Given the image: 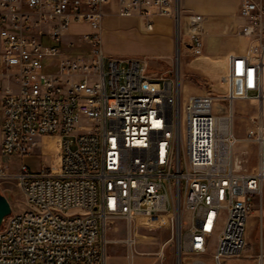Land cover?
Listing matches in <instances>:
<instances>
[{"label": "built area", "instance_id": "2783aa9c", "mask_svg": "<svg viewBox=\"0 0 264 264\" xmlns=\"http://www.w3.org/2000/svg\"><path fill=\"white\" fill-rule=\"evenodd\" d=\"M110 1L0 0V155L24 156L52 141L57 151L56 163L36 172L24 164L9 172L0 159V190L14 180L29 206L3 219L0 264H105L109 218L131 224L184 211L174 264H228L246 248L247 219L263 193L264 3L240 1L235 32L247 46L227 56L224 86L183 97L144 59L102 51ZM177 2L116 0L117 14L151 30L156 16L180 21ZM182 20V46L198 56L204 16ZM83 24L90 31L73 30ZM241 100L258 111L240 137ZM126 242L136 243L131 231ZM257 257L264 264L262 251Z\"/></svg>", "mask_w": 264, "mask_h": 264}, {"label": "rangeland", "instance_id": "374dc122", "mask_svg": "<svg viewBox=\"0 0 264 264\" xmlns=\"http://www.w3.org/2000/svg\"><path fill=\"white\" fill-rule=\"evenodd\" d=\"M185 25L182 18L180 21L174 19L172 23V39L174 43V55L168 57L161 47V34L158 31H147L140 25H133L129 28H119V34L109 36L113 43L112 55L119 58L136 57L144 59L148 65V71L156 74L169 75L181 89L183 97L213 90L218 91L224 84L221 82L220 72H210L199 67H188L185 69L182 59L185 58L182 43L179 39L180 27ZM237 28V27H236ZM235 28V29H236ZM232 30L231 35L239 37ZM74 31H84L85 26H75ZM205 35V31L202 36ZM77 37V36H75ZM182 39H188L187 36ZM85 48L76 47L82 51ZM181 51V54H180ZM234 54V53H230ZM236 54V53H235ZM229 55V54H228ZM227 55V56H228ZM194 55H187L188 61L194 60ZM199 61L194 63L198 64ZM217 74H216V73ZM216 74L215 76L213 74ZM258 111L257 103L254 100H241L234 103V132L243 136L250 124V118ZM254 147H250V157L255 162ZM1 161L7 164L9 172H14L21 164L26 165L32 172H36L42 165L52 166L57 161L55 141L46 148L37 147L30 154L18 156L11 154L0 155ZM0 192L5 195L11 205V212H19L27 209L25 196L21 188L12 179L2 184ZM261 205L264 210V194L260 200H256L253 210H256L254 221L246 224L247 245L238 258H233L238 264H258L257 257L264 245V214H261ZM180 216L187 222L188 212L180 213ZM250 216V215H249ZM176 219L167 212H162L152 217H142L129 224L123 218H109L107 226L101 233L105 243L106 260L105 264H174L176 247ZM131 231L136 243L129 247L126 242L128 232ZM214 237H212V240ZM264 247V246H263ZM264 251V248H263ZM264 253V252H263ZM250 255V256H248ZM264 263V257H263Z\"/></svg>", "mask_w": 264, "mask_h": 264}, {"label": "crops", "instance_id": "0c3cea01", "mask_svg": "<svg viewBox=\"0 0 264 264\" xmlns=\"http://www.w3.org/2000/svg\"><path fill=\"white\" fill-rule=\"evenodd\" d=\"M240 1L241 0H178L177 7L179 6L182 19L184 16L193 13L202 14L204 16L202 23L203 29L205 31V35L203 36V52L200 55L195 56L194 60L188 61L187 55H189L190 51L185 48L183 50L185 58L182 59L185 69L193 66L212 72L215 71V67H217L218 70H223V72H220L222 75L226 71L227 55L230 53L240 54L245 51L247 39L240 36L234 37L231 35L232 30L235 29L242 21V18L239 15ZM257 1L264 3V0ZM103 13L104 16L100 28V46L105 54H113V43L109 39V36L119 34V28H129L130 26L137 24L146 30L144 21L141 18L137 16H119L117 14L116 0H111L109 4L103 6ZM173 22L174 17L172 15L156 16L153 18L152 29L147 30L153 32L158 31L162 35L161 47L168 57L174 55V43L171 29ZM81 26L86 27V30H84L85 32L90 31L88 26L84 24ZM194 61L199 62L197 64L194 63ZM215 73L213 74L214 76L217 74ZM259 108L261 111V121L264 125V99L260 103ZM250 147H254L256 149L254 145H251ZM252 164H254V162H252ZM263 194L264 184L262 195ZM260 211L261 214H264L262 205ZM255 215L256 210H253L249 216L252 217V219L249 218V222H251V220L254 221L253 216ZM263 246L264 245L262 244V252H264ZM138 264H140V262ZM228 264L238 263H236V260L230 259Z\"/></svg>", "mask_w": 264, "mask_h": 264}, {"label": "water", "instance_id": "95a60500", "mask_svg": "<svg viewBox=\"0 0 264 264\" xmlns=\"http://www.w3.org/2000/svg\"><path fill=\"white\" fill-rule=\"evenodd\" d=\"M11 213V205L8 199L0 192V225L3 219Z\"/></svg>", "mask_w": 264, "mask_h": 264}, {"label": "bare ground", "instance_id": "6f19581e", "mask_svg": "<svg viewBox=\"0 0 264 264\" xmlns=\"http://www.w3.org/2000/svg\"><path fill=\"white\" fill-rule=\"evenodd\" d=\"M180 214L179 213H176V216H175V219H176V222L179 224V221H180Z\"/></svg>", "mask_w": 264, "mask_h": 264}]
</instances>
